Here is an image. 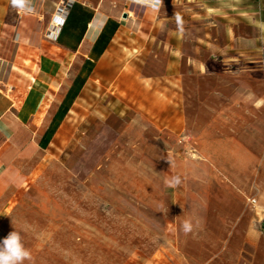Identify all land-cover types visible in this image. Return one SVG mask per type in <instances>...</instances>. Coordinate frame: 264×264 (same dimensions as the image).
<instances>
[{
  "label": "rangeland",
  "instance_id": "374dc122",
  "mask_svg": "<svg viewBox=\"0 0 264 264\" xmlns=\"http://www.w3.org/2000/svg\"><path fill=\"white\" fill-rule=\"evenodd\" d=\"M34 1L24 29L38 47L56 13L53 2L70 0H31V7ZM74 1L93 7L102 0ZM238 5L240 19L264 16V0ZM135 54L126 51L124 60L144 84L158 73L147 54ZM74 62L61 86L50 89L51 107L34 127L50 118L82 57ZM240 63L251 70L226 83L187 74L190 118L174 129L148 119L137 98L119 87L118 72L95 67L48 146L32 143L30 158L18 162L24 182L0 213V240L18 231L32 254L24 264H264V68L256 56ZM164 85L143 89L156 87L165 99ZM229 134L250 152L236 146L232 153L222 146L207 152ZM185 220L193 224L188 233Z\"/></svg>",
  "mask_w": 264,
  "mask_h": 264
},
{
  "label": "crops",
  "instance_id": "0c3cea01",
  "mask_svg": "<svg viewBox=\"0 0 264 264\" xmlns=\"http://www.w3.org/2000/svg\"><path fill=\"white\" fill-rule=\"evenodd\" d=\"M117 1L102 0L93 7L81 3L93 10V17L74 49V43L68 37L62 38V44L57 42V37L47 38L48 28L39 34L38 47H32L30 35L24 29L32 12L13 8L11 0H0V213L9 201L14 200L18 194L16 189L24 182L25 175L18 162L30 158L32 143L41 148L42 135L108 18L115 19L119 25L94 68L118 72L119 87L129 90V94L137 98L139 106L149 116L146 117L152 122L158 119L170 122L166 126L171 129L177 122L190 118L187 89L191 83L186 81L187 74L205 79L219 78L226 83L239 71L251 70L240 62L255 56L264 68V16L262 19L253 16L240 19L238 0ZM53 3L57 10L60 4ZM33 4V10L37 9L38 2ZM42 7L40 2L38 9ZM196 8L198 11L184 12ZM253 13L258 14L253 11L241 14L249 16ZM218 23L223 24L222 34L217 28ZM126 51L147 54L151 69L158 74L144 77L150 81L139 84L132 76L133 71L128 70L129 62L124 60ZM79 56L82 62L50 118L44 117V124L34 127L37 116L45 114L51 107V101L46 97L50 89L61 86L62 75L72 69ZM158 58H165L161 67H158ZM147 70L150 69L143 67L141 72ZM261 78L264 83V69ZM159 81L165 82L167 92L161 93L165 99L155 94L159 92L156 87L147 92L143 89L148 83L151 87L158 86ZM233 89L237 90L238 85ZM230 98L226 102L232 104L236 98ZM226 115H221L223 120L230 116ZM231 137L229 134L222 141L213 140L207 152L216 153L218 146L227 147L221 152L232 153L233 146L243 153L250 152L244 143Z\"/></svg>",
  "mask_w": 264,
  "mask_h": 264
},
{
  "label": "trees",
  "instance_id": "16d2710c",
  "mask_svg": "<svg viewBox=\"0 0 264 264\" xmlns=\"http://www.w3.org/2000/svg\"><path fill=\"white\" fill-rule=\"evenodd\" d=\"M92 17V9L82 5L79 2H73L69 8L65 22L56 38L57 42L62 44V38L68 37L74 43L72 47L75 49L76 45L82 39L87 24L91 21ZM118 25L119 24L115 19L108 18L102 26L90 49L88 58L84 59L78 73L73 78L71 85L65 93V96L61 101L56 113L54 114L50 124L40 139L39 146L42 149H45L48 146L60 122L70 109V106L72 105L75 98L78 96L88 75L94 69L96 61L107 48L108 43L118 28Z\"/></svg>",
  "mask_w": 264,
  "mask_h": 264
},
{
  "label": "clouds",
  "instance_id": "9594fccd",
  "mask_svg": "<svg viewBox=\"0 0 264 264\" xmlns=\"http://www.w3.org/2000/svg\"><path fill=\"white\" fill-rule=\"evenodd\" d=\"M11 5L13 8L25 13L33 11L30 0H11ZM179 182L178 178H174L175 184H179ZM182 227L185 233L192 231V221L185 220ZM26 260L31 261L32 254L25 247L23 238L18 231L14 230L3 240H0V264H24Z\"/></svg>",
  "mask_w": 264,
  "mask_h": 264
},
{
  "label": "built area",
  "instance_id": "2783aa9c",
  "mask_svg": "<svg viewBox=\"0 0 264 264\" xmlns=\"http://www.w3.org/2000/svg\"><path fill=\"white\" fill-rule=\"evenodd\" d=\"M68 13V2L57 7L56 13L50 21L46 37L55 39L63 26Z\"/></svg>",
  "mask_w": 264,
  "mask_h": 264
},
{
  "label": "water",
  "instance_id": "95a60500",
  "mask_svg": "<svg viewBox=\"0 0 264 264\" xmlns=\"http://www.w3.org/2000/svg\"><path fill=\"white\" fill-rule=\"evenodd\" d=\"M72 4V1H68V7H70ZM125 15V14H124ZM125 17V16H124Z\"/></svg>",
  "mask_w": 264,
  "mask_h": 264
}]
</instances>
